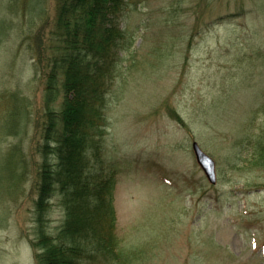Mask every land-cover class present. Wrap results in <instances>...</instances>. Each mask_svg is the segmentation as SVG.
Here are the masks:
<instances>
[{
    "label": "rangeland",
    "instance_id": "obj_1",
    "mask_svg": "<svg viewBox=\"0 0 264 264\" xmlns=\"http://www.w3.org/2000/svg\"><path fill=\"white\" fill-rule=\"evenodd\" d=\"M57 11L0 0V264H38L33 241L65 218L57 186L41 190L59 163L41 149L63 110L44 98ZM124 13L130 41L98 122L101 159L117 167L116 256L79 264H264V0H130Z\"/></svg>",
    "mask_w": 264,
    "mask_h": 264
},
{
    "label": "trees",
    "instance_id": "obj_2",
    "mask_svg": "<svg viewBox=\"0 0 264 264\" xmlns=\"http://www.w3.org/2000/svg\"><path fill=\"white\" fill-rule=\"evenodd\" d=\"M129 6L130 0H58L52 46L44 61V98L50 109L60 96L63 110L49 111L41 149L45 154L51 149L59 163L56 171L44 167L41 190L52 193L57 186L65 218L58 235L33 241L38 264H79L96 261L97 255L116 256L117 167L101 159L98 122L104 121L107 79L118 68L121 52L128 49L122 20ZM37 206L43 222L47 209L43 198Z\"/></svg>",
    "mask_w": 264,
    "mask_h": 264
},
{
    "label": "water",
    "instance_id": "obj_3",
    "mask_svg": "<svg viewBox=\"0 0 264 264\" xmlns=\"http://www.w3.org/2000/svg\"><path fill=\"white\" fill-rule=\"evenodd\" d=\"M195 156L197 162L204 170L207 178L209 179L210 183L216 184L217 183V171H216V162L215 160L206 154L197 142L193 144Z\"/></svg>",
    "mask_w": 264,
    "mask_h": 264
}]
</instances>
